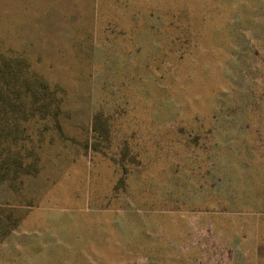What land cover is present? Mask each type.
Returning a JSON list of instances; mask_svg holds the SVG:
<instances>
[{"label": "rangeland", "instance_id": "1", "mask_svg": "<svg viewBox=\"0 0 264 264\" xmlns=\"http://www.w3.org/2000/svg\"><path fill=\"white\" fill-rule=\"evenodd\" d=\"M0 264H264V0H0Z\"/></svg>", "mask_w": 264, "mask_h": 264}]
</instances>
